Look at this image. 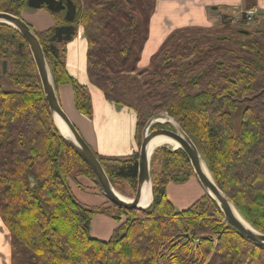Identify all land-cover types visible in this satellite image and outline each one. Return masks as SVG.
I'll return each mask as SVG.
<instances>
[{
  "label": "trees",
  "instance_id": "16d2710c",
  "mask_svg": "<svg viewBox=\"0 0 264 264\" xmlns=\"http://www.w3.org/2000/svg\"><path fill=\"white\" fill-rule=\"evenodd\" d=\"M26 0H0V11L20 16ZM73 24L86 40L90 84L105 100L132 110L135 138L154 112L176 119L191 138L213 182L238 213L264 234V24L246 30L222 16L218 28L173 30L149 60L137 64L147 40L155 0H69ZM255 0H245V8ZM57 24L63 19L55 16ZM227 32V34H223ZM53 28L35 32L54 87H72L75 108L91 115L85 85L65 68L64 44L50 46ZM0 24V218L9 232L11 264H264V247L223 221L216 203L203 194L184 210L166 197L169 183L194 176L185 152L165 146L151 155L153 200L143 210L115 205L124 215L107 241L91 237L100 207L72 194L68 180L94 175L58 132L43 97L27 45ZM144 77V78H143ZM238 116L239 133L232 122ZM169 125H154L152 129ZM116 191L136 189L138 153L96 154ZM121 184H124L122 186ZM119 214V215H118Z\"/></svg>",
  "mask_w": 264,
  "mask_h": 264
},
{
  "label": "crops",
  "instance_id": "0c3cea01",
  "mask_svg": "<svg viewBox=\"0 0 264 264\" xmlns=\"http://www.w3.org/2000/svg\"><path fill=\"white\" fill-rule=\"evenodd\" d=\"M254 2L258 13L254 24L262 25L264 24V0ZM244 8L245 0H155V9L149 20L147 40L139 58V68H144L142 62L151 59L173 30L184 27H208L213 20L221 18L222 15L235 17ZM39 10L24 8L21 17L41 32L45 30L46 25L49 26V18L44 11ZM53 24L54 20L50 27ZM75 36L74 34L69 40H72L74 45H67L68 41L64 44L65 68L79 84L87 87L91 115L85 116L75 108L70 85L56 87L58 103L93 152L105 156L130 155L138 150L135 138V113L126 107L117 106L105 100L101 91L89 83L85 68L86 40L82 28L78 36L76 38ZM76 40L79 41L78 44ZM75 183L81 186V191L79 190L76 195L79 202L88 207L111 209L110 202L103 196L93 180L78 177ZM165 193L174 207L181 210L202 196L204 191L198 181L191 177L185 184H167ZM108 216L98 213L92 217L89 227L91 235L102 239L112 234L116 228L115 222ZM0 264H11L9 232L1 218Z\"/></svg>",
  "mask_w": 264,
  "mask_h": 264
},
{
  "label": "water",
  "instance_id": "95a60500",
  "mask_svg": "<svg viewBox=\"0 0 264 264\" xmlns=\"http://www.w3.org/2000/svg\"><path fill=\"white\" fill-rule=\"evenodd\" d=\"M25 6L32 9H39L41 6H45V8L49 12L54 14H59L60 11H65L63 20L67 23L73 21L77 10L76 6L69 0H26ZM0 24H5L13 28L23 38V42H18V50L20 48H23L25 44L29 49L32 61L34 63L38 75L42 94L49 108V112L51 114L54 126L62 135V137L68 142V144L74 149V151L89 167L101 191L112 204L122 209L143 210L149 208L153 200L152 183L150 181L149 175V160L153 150L158 147H161V145L155 147L149 152L148 144L153 137L163 136L168 138L170 141L177 143V147H173L170 150L180 148L185 152L189 159L195 177L202 185L204 190L207 192L209 197L216 202L218 208L220 209L223 215L224 221L227 222L231 227H233L241 236L253 241L261 247H264V234L253 228L238 213L235 207L231 205L229 199L216 186L211 177L209 180L202 168L203 161L196 146L189 138V136L181 129L178 121L170 117L166 112H163L162 115L168 118V120L161 121L159 119H156L157 116H152L146 122L142 130L141 141L138 151L136 190L134 197L130 200H127L123 197L118 196L112 188L108 177L105 174L95 153L86 144L78 130L75 128L73 123L61 109L57 100L55 88L51 79L47 63L45 61L43 51L36 36L21 18L9 14L7 12L0 11ZM74 29L75 28L72 24L61 25L54 28V33L51 37H49L50 46L53 52L57 53V49L52 43L68 41L74 33ZM243 33H246V31H243ZM1 72L2 74H5L6 72V61L2 62ZM58 120H60L65 126V133L61 132V130L59 129ZM155 123H169L172 129L157 128L148 132L149 127ZM148 183L150 185L151 190L150 201L146 206H139L138 203L141 197V190L143 186L147 185ZM233 210H235L239 214V216L244 220L245 223L241 222L235 216Z\"/></svg>",
  "mask_w": 264,
  "mask_h": 264
},
{
  "label": "rangeland",
  "instance_id": "374dc122",
  "mask_svg": "<svg viewBox=\"0 0 264 264\" xmlns=\"http://www.w3.org/2000/svg\"><path fill=\"white\" fill-rule=\"evenodd\" d=\"M40 10H42V11H44V13L45 14H47V17L49 18V21H48V25L49 26H47L46 25V28H45V30L46 29H48V28H50V26H51V22H53V17H52V14L49 12V11H47L46 9H40ZM39 10V11H40ZM219 19V18H218ZM213 22L214 23H218V21L217 20H213ZM211 23V25H209L208 27H202L203 29H206V28H213V30H215V29H217L218 28V25H215L214 23ZM76 26H75V38L78 36V33L80 32V30H81V26L79 25V24H75ZM238 26V25H237ZM32 27V26H31ZM250 27L251 26H246V27H244L243 29H245V30H249L250 29ZM32 29H33V31H35V32H38L39 30L36 28H34V27H32ZM223 34H227V32H223ZM76 42H77V44H78V40H76ZM67 45H74L73 44V41L71 40V41H68L67 42ZM75 52L77 53V49H75ZM139 63H140V61H138V66H139ZM142 64L144 65L143 67H148L149 66V61H147V60H145V61H143L142 62ZM144 78V77H143ZM0 85L4 88V89H13V88H15L13 85H11V84H9L7 81H6V79L5 78H3V77H1L0 78ZM164 111H158V112H154V114L153 115H156L157 117H156V119H159V120H165L166 119V117H164L163 115H162V113H163ZM238 116L237 115H235V117H234V119H233V122H232V127H233V129H234V131H235V133L236 134H238L239 133V124H238ZM165 124H169V123H165ZM171 125L169 124V126L167 127V129H170L171 127H170ZM141 130L142 129H140L139 130V133L141 132ZM165 145V144H164ZM165 147H167V148H171L169 145H167V146H165ZM79 177H84L85 178V176H79ZM87 178V177H86ZM75 179V178H74ZM74 179H69L68 180V185H69V188H70V190H71V192H72V194H73V196L76 198V199H78L77 198V193H78V191L80 190L81 191V186H77V184L75 183V181H74ZM150 180H151V178H150ZM69 181L71 182V183H69ZM188 181V180H187ZM186 181V182H187ZM152 182V181H151ZM186 182H181V183H175V184H185ZM199 183V182H198ZM200 184V183H199ZM122 186H124L125 187V185L124 184H121ZM77 187V188H76ZM129 192H130V190H128V188H121L119 191H117V193L119 194V195H121V196H124V197H130L131 196V193L129 194ZM204 194V193H203ZM201 197V196H200ZM195 202V201H194ZM194 202H192V203H194ZM189 205H191V204H189ZM189 207V206H188ZM188 207H186V208H188ZM186 208H184V209H186ZM104 210L102 211V213H104V214H106V215H109L108 217H110V219L112 220V221H114L115 222V227H117L123 220H124V216H118L119 218L118 219H114L113 217L115 216V215H117L116 214V209H115V207H111V209H107V208H103ZM181 210H183V209H181ZM119 215V214H118ZM91 235V234H90ZM111 236V235H110ZM110 236H107L106 238H98V237H96V236H93V235H91V237H93V238H95V239H98V240H101V241H107L109 238H110Z\"/></svg>",
  "mask_w": 264,
  "mask_h": 264
},
{
  "label": "bare ground",
  "instance_id": "6f19581e",
  "mask_svg": "<svg viewBox=\"0 0 264 264\" xmlns=\"http://www.w3.org/2000/svg\"><path fill=\"white\" fill-rule=\"evenodd\" d=\"M165 117V116H164ZM165 120H168V118H166ZM161 121H163V120H161ZM58 127H59V129L61 130V132H63V133H65L66 132V128H65V126L63 125V123L60 121V120H58ZM165 144V145H164ZM167 146V145H169L171 148H173V147H177V143H175V142H172V141H170L168 138H166V137H163V136H155V137H153L151 140H150V142H149V144H148V151L150 152L152 149H154L155 147H157V146ZM170 148V149H171ZM154 152V151H153ZM202 168H203V170H204V172H205V174L207 175V177L209 178V180H210V175H209V173H208V170H207V168L205 167V165L202 163ZM109 180V179H108ZM110 182V181H109ZM217 186V185H216ZM201 187H202V185H201ZM202 189H203V191H204V194H207V192L204 190V188L202 187ZM115 191V190H114ZM115 193L118 195V196H120V197H123V196H121V195H119L118 193H117V191H115ZM223 193V192H222ZM224 194V193H223ZM208 195V194H207ZM225 195V194H224ZM209 196V195H208ZM226 196V195H225ZM227 197V196H226ZM125 198V197H124ZM150 198H151V190H150V185H149V183L147 184V185H144L143 186V188H142V190H141V197H140V200H139V203H138V205L139 206H146L148 203H149V201H150ZM228 198V197H227ZM229 199V198H228ZM213 200V199H212ZM214 201V200H213ZM229 201H230V199H229ZM215 202V201H214ZM216 203V202H215ZM230 203H231V205L232 206H234L233 204H232V202L230 201ZM217 205V204H216ZM233 212H234V214H235V216L241 221V222H243V223H245L244 222V220L239 216V214L235 211V210H233Z\"/></svg>",
  "mask_w": 264,
  "mask_h": 264
},
{
  "label": "built area",
  "instance_id": "2783aa9c",
  "mask_svg": "<svg viewBox=\"0 0 264 264\" xmlns=\"http://www.w3.org/2000/svg\"><path fill=\"white\" fill-rule=\"evenodd\" d=\"M255 10H248L246 12L247 18L249 19L253 14H254Z\"/></svg>",
  "mask_w": 264,
  "mask_h": 264
},
{
  "label": "flooded vegetation",
  "instance_id": "af4514ba",
  "mask_svg": "<svg viewBox=\"0 0 264 264\" xmlns=\"http://www.w3.org/2000/svg\"><path fill=\"white\" fill-rule=\"evenodd\" d=\"M61 12H63L64 13V11H61ZM26 22V21H25ZM27 23V22H26ZM27 24H29V23H27ZM62 24H65V23H62ZM62 24H57V25H62ZM57 25H55V26H57ZM32 29V28H31ZM19 34V33H18ZM53 34V33H52ZM20 35V34H19ZM22 38V37H21ZM22 40H23V38H22ZM2 64V63H1ZM0 70H1V66H0Z\"/></svg>",
  "mask_w": 264,
  "mask_h": 264
}]
</instances>
